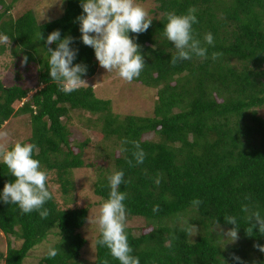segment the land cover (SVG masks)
<instances>
[{"label": "trees", "instance_id": "obj_1", "mask_svg": "<svg viewBox=\"0 0 264 264\" xmlns=\"http://www.w3.org/2000/svg\"><path fill=\"white\" fill-rule=\"evenodd\" d=\"M156 1L160 18H152L144 33H129L140 45L145 61L140 76L133 81L157 88L153 114L122 117L110 111V100L96 97L92 86L65 94L50 78L47 47L55 50L57 44L45 42L54 30L60 31L61 39L74 38L70 47L78 53L73 64L87 66L82 79L96 72L94 49L80 39L76 18L83 13L81 0H64L62 14L42 23L31 10L15 19L4 18L10 6L5 5L0 12V35L14 43L13 55L27 57V63L37 62L38 88L6 85L0 79V128L11 117L28 115L31 133L20 142L37 146L33 158L40 161L43 170L56 171L66 193L70 186L67 173L85 166L81 156L88 141H74L75 151L71 147V113H98L89 126L102 121V138H113L119 148L109 175L124 171L126 183L120 190L127 193V220L138 217L145 222L138 235L125 229L132 255L139 257L140 264H264V252L254 247L264 245V235L257 228L248 236L246 214L241 212L246 204L264 216V116L258 112L264 107V0ZM0 5H4L2 0ZM189 8L196 9L198 23L192 26L193 34L208 48V58L194 56L172 66L176 50L163 35L167 14L184 15ZM39 32L44 39H38ZM207 33L213 35V45L204 43ZM213 52L222 56L213 60ZM16 102L21 105L15 108ZM149 132L158 139H144ZM125 140L140 143L145 152L142 164L135 163L132 144L123 143ZM128 160L135 166L130 167ZM106 173L94 182V193L103 201L110 191ZM158 176L159 185L155 183ZM14 179L0 162V192ZM194 198L202 203L193 206ZM157 204L160 211L153 212ZM43 207L48 209L47 218H41L37 211L24 214L18 205L0 200V231L7 243L5 253L0 252L3 264H24L28 252L54 228L59 239L51 248H56L58 255L50 259L47 251L36 264H77L87 243L80 233L87 208H60L53 194ZM224 216L237 218L240 228L235 243L222 235L234 227L225 223ZM185 220L198 228L197 235L190 237L183 231ZM11 238L20 244L13 246ZM100 238L98 233L93 264H101L103 259L120 264L106 246L96 243ZM249 248L258 251L256 259L247 252Z\"/></svg>", "mask_w": 264, "mask_h": 264}, {"label": "clouds", "instance_id": "obj_2", "mask_svg": "<svg viewBox=\"0 0 264 264\" xmlns=\"http://www.w3.org/2000/svg\"><path fill=\"white\" fill-rule=\"evenodd\" d=\"M83 13L76 19L79 22L80 39L85 46L94 49L95 58L99 66L108 73L115 71L117 75L126 82H132L140 76L144 69L145 61L140 54V45L130 38L129 33L141 34L148 30L152 24V18L148 11L136 0H81ZM196 9L189 8L187 14H167V23L164 25L163 35L174 45L175 55H172L170 64L175 66L183 60H191L194 56L207 59L208 48L202 46L201 41L193 34V24L198 23L195 15ZM38 39L44 37L42 33L37 34ZM74 38L66 36L61 39L59 30L52 31L46 38V45L57 44L55 50L47 47L50 53L49 75L57 85L58 89L65 94L78 90L86 84L82 79L86 75L87 66L84 64H73L78 49L70 47ZM206 45L214 44V37L211 33L204 36ZM0 44H9V37L0 35ZM222 53L213 52L211 58L216 60ZM27 63V57L24 58ZM132 144V156L136 164H142L145 159V152L137 141H123ZM33 143L12 142L10 134L6 130H0V162L6 165L10 174L15 178L13 182L4 184L0 192V200L6 204L18 205L24 214L39 212L41 218H47L48 209L44 204L52 199V193L47 187L49 179L46 170L41 168L40 161L33 158V151L36 149ZM127 151V149H121ZM38 151V150H37ZM129 166L133 165L128 160ZM124 171H114L108 176L110 188L108 198L102 202L95 217L89 219L88 223L97 225L100 239L96 243L106 246L110 255L118 260L120 264H140L139 257L132 255L133 249L129 245L127 233V215L124 201L127 193L120 190V185L125 184ZM155 183L159 185L158 176ZM245 199H248L245 197ZM193 206H199L202 201L194 198L191 201ZM153 212L160 211V206L154 205ZM241 212L246 214L247 221L245 232L248 236L253 235V230L258 228L261 235H264V216L259 211L251 210L248 205H242ZM224 221L234 227L222 231L223 237L229 243H235L238 239L239 226L235 216H224ZM219 224V221H216ZM183 231L190 237L198 234V228L189 223L183 222ZM254 247L264 252V245L256 244ZM58 255L56 248H49L48 258L52 259ZM233 259L239 261V257L233 255ZM101 264H108L103 259Z\"/></svg>", "mask_w": 264, "mask_h": 264}, {"label": "rangeland", "instance_id": "obj_3", "mask_svg": "<svg viewBox=\"0 0 264 264\" xmlns=\"http://www.w3.org/2000/svg\"><path fill=\"white\" fill-rule=\"evenodd\" d=\"M4 5H0V12L4 10L5 5H10L6 15L17 18L27 10H31L38 23L49 21L59 17L64 9V0H2ZM149 13L151 18H160L162 12L157 10L156 0H136ZM14 43L0 44V79L6 85L13 83L21 84L32 90L38 88V64L36 61L24 63L21 54L15 56L12 54ZM18 81H17V80ZM87 85L92 86L96 97L110 100V111L113 114L124 115H152L155 101L157 99V88L146 87L139 82H126L122 80L115 71L108 73L97 63L96 72L92 77L83 79ZM33 91L30 92V94ZM20 102H16L14 107H19ZM261 116H264V107L258 110ZM98 113H90L84 110H75L71 113V119L68 121V127L71 132L70 140L73 150H77L72 143L82 142L86 139L85 146L82 148V159L85 166L80 169H72L67 173L70 180V186L67 192L61 190L60 180L57 178L55 170H49L48 186L53 194L54 200L60 208L67 207H86L88 210L87 220L80 229L81 235L86 239V244L80 252L77 264H93L95 260V238L99 231L97 225L88 223L89 219L95 217L99 207L104 202L94 193V182L98 176H104L103 173L110 174L114 169L113 155H119V148L115 145L114 139L108 140L102 138L100 127L102 121L98 120L97 125L89 126L98 119ZM28 115H17L4 122L0 130H6L10 134L12 142L27 139L31 133V127L28 122ZM144 139L157 140V135L153 132L145 133ZM110 153V156L107 155ZM62 158L63 154L57 155ZM127 227L132 229V233L138 235L141 233V227L144 220L138 217L130 218L126 221ZM59 239L57 230L52 229L46 238L34 246L25 258L24 264H36L40 258L54 245ZM13 246L19 245L20 241L11 238ZM6 238L0 231V252L5 253ZM247 252L252 257L257 258L258 251L253 252L248 249ZM0 264L3 260L0 259Z\"/></svg>", "mask_w": 264, "mask_h": 264}]
</instances>
